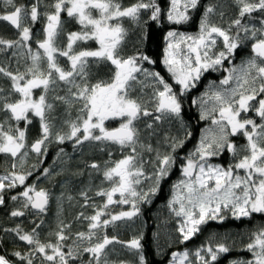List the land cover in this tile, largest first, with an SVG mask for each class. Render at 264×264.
Segmentation results:
<instances>
[{
    "label": "snow or ice",
    "instance_id": "6c2138e0",
    "mask_svg": "<svg viewBox=\"0 0 264 264\" xmlns=\"http://www.w3.org/2000/svg\"><path fill=\"white\" fill-rule=\"evenodd\" d=\"M231 6L236 8L235 17L225 21V8ZM201 9L195 34L174 28L164 37L160 63L178 90L160 71L144 67L145 63H157L151 56L138 49L132 55L124 54L129 40L125 20L139 25L143 33V24L147 23L143 15L151 21L166 19L171 25H186L193 20L192 13ZM64 17L79 29L65 31ZM0 22H6L17 33L15 39L0 36V54L9 59L8 67L0 65V76L10 82L7 91L0 86V113L4 114L0 119V155L11 162L10 170L0 174V207L5 206L7 193L21 188L9 197L18 203L10 216L25 217L33 210L38 218V222L31 221L30 231L21 224L0 229L14 242L28 246L26 253H12L20 264H130L110 258L117 251L114 245L131 252L136 264H147L142 235L122 241L115 235L110 237L107 229L138 216L139 206L149 203L160 190L161 181L176 165L177 149L192 133L187 129L183 137L164 133L163 141L170 151L163 154L148 141L159 134L158 127L164 122L179 121L183 127L181 97L195 88L209 70L223 68L227 75L193 101L200 107L199 118L208 125L198 146L185 158L184 179L174 185L169 201L171 211L182 218L177 228L179 241H189L203 225L223 222L229 214L237 220L251 218L253 213L264 214V0H231L228 6L202 4V0H169L167 8L158 0H136L127 6L120 0H30L27 4L0 0ZM38 23L42 24L41 39H36L33 31ZM140 40L142 43L143 35ZM89 41L98 47L83 46ZM246 45L250 47L248 58L225 68V61L231 63L237 50ZM61 58L66 66L61 64ZM13 62L17 65L14 71L9 70ZM102 67L108 69L109 78H99ZM37 89L39 95L35 94ZM250 112L259 122L248 115ZM117 119L118 127H106L107 121ZM64 126L67 131H63ZM30 128L36 129L31 143ZM239 136L246 143L238 145L233 138ZM66 141H72L74 149H82L89 142L116 145L122 153L125 149L127 152L119 160L105 161L103 166L96 161L86 165L110 183V187L95 193L106 198L101 206L89 204L91 188L79 193L84 199L82 207L96 208L92 215L80 212L75 217L88 222L87 231L72 233V224L59 218L65 198L61 193L56 230L48 234L55 241H42L38 230L45 221L40 217L48 212L51 194L28 180L36 173V180L54 175L51 168L41 167L48 145ZM225 151L236 158L233 165L225 168L208 163ZM145 153H154L156 158L150 175L144 168L151 162L145 161ZM64 154L60 148L57 159ZM30 155L35 156L36 163L28 166ZM236 170H243L244 175ZM143 181L151 184L141 188ZM117 194L119 199H114ZM73 199L67 196L69 202ZM113 204H130L131 210L113 214L109 210ZM5 238L0 236V247ZM232 250L225 242L212 243L210 237L191 257L188 250L173 253L172 264H218L221 254ZM244 250L252 258L235 259L230 264H264V227L251 233ZM0 264L14 262L0 254Z\"/></svg>",
    "mask_w": 264,
    "mask_h": 264
},
{
    "label": "trees",
    "instance_id": "16d2710c",
    "mask_svg": "<svg viewBox=\"0 0 264 264\" xmlns=\"http://www.w3.org/2000/svg\"><path fill=\"white\" fill-rule=\"evenodd\" d=\"M51 0H45V3H50ZM122 5L127 6L130 4H133L136 2V0H120ZM158 2L161 4L163 8H167L169 0H158ZM17 3H30V0H17ZM208 3H222L226 6L231 5V0H202V4H208ZM225 11L227 15L225 16V21H227L229 18H234L236 14V8L234 6L226 7ZM193 20L189 22L186 25H171L166 19H161L159 22L157 21H151L148 20L147 15H145L147 23L144 24V32L141 34L143 35V42L141 43L140 37L135 40H131V44L133 47H128L126 49V55H132L137 51V49L141 52H144L151 56L153 59L157 61L155 64V68L157 71H162L163 66L162 63H160L163 48L166 44V41L164 37L166 36V33L169 30L176 29L178 31H185L187 33H196L198 31V24H199V18L202 15V9L198 12H193ZM259 15V14H254ZM66 20L65 24V31H76L79 29V26L75 24L73 21L64 17ZM255 23V21H253ZM133 28V26H132ZM41 29L42 24H36L33 27V31L36 33V36L41 35ZM135 32L138 31L137 29L134 30ZM0 36H3L4 38H10L15 39L17 36L16 31L9 26L6 22H0ZM36 38V37H35ZM37 39V38H36ZM135 41V44H133ZM250 44V42H249ZM130 46V45H128ZM246 52H250V47L246 45L242 49L237 50L238 55L244 56ZM125 53V52H124ZM3 62V63H1ZM14 63V62H13ZM6 64H9V59L3 55L0 54V65L6 66ZM12 66L17 65L14 63ZM14 67H11L10 69H13ZM16 69V68H15ZM21 70H23V66L21 64ZM108 69L106 67H102V69L99 71L98 76L99 78H105L110 75V73H107ZM97 77H94L95 79ZM0 86H3L5 90L7 91L10 87V82L5 77L0 76ZM62 111V110H61ZM193 111H191L192 113ZM76 115V110L73 109L72 111V117L74 118ZM4 116L3 113L0 115V119H2ZM113 126V127H112ZM59 127V123H58ZM116 126L113 123H110V128H115ZM67 126L63 127V131H67ZM36 138V129L30 128L29 131V142L31 143ZM244 139V138H242ZM100 144V143H99ZM239 145V142H237ZM60 148H63L65 151L64 156H61L59 159H57V153L59 152ZM157 148H159L157 146ZM166 150V148H165ZM83 152L81 156L78 157L77 154L74 153V151L71 149L69 144L66 142L64 144H58V143H51L48 145L47 148V157L43 161L42 168L48 167L53 170L54 175L48 179L44 185L43 188L47 189L51 194V200L48 207V212L46 215H43L42 218L45 221V224L39 229L40 232V238L42 241L52 240L55 241L54 236H49L48 234L50 232H54L56 230V226L58 223V207L56 205V197L61 196V193L64 194V200H63V212L60 219H63L65 223H71L72 229L71 232L75 233L77 231H87L88 229V222L86 220H76L75 217L78 215V213L83 212L85 216H89L94 214L96 211L95 207L87 206L82 207L84 204V199L79 195V193L84 189L85 183L87 179H81L80 181H73L72 184V178L74 176H81V175H73V173L83 172V175L88 170L87 164L96 161L99 162L101 165H104L105 161L109 160H118L121 159L122 156L127 152L124 150V153H119V148L116 145H109L108 148H106L103 153H98L96 150L94 151H85L83 148L81 149ZM109 152L111 153V156H109ZM10 160H8L7 157L0 155V174H3V172L7 169L10 170ZM36 163V158L33 155V157L30 158L28 161V166H31V164ZM60 167V168H59ZM62 169L61 172H56L57 169ZM55 173H60L59 175H55ZM35 175H39V173H36ZM35 175L33 177H30L28 180V183L35 182L36 185L39 184V180L35 179ZM21 188H17L14 191L7 193L5 196V206L0 207V229L3 228H11L15 227L17 224H21L25 231H30L33 227V224L31 223L32 220H37L38 218L35 215L33 210H29L28 214L25 217L21 218H12L10 216V211L14 208L18 207V203L12 202L10 200V196L16 194L17 192L21 191ZM165 190L161 192V198L164 196ZM71 195L74 199L69 202L67 200V196ZM89 197H91V200L89 202L90 205L94 204L96 206H101L104 203V197H95V195L91 192L88 193ZM153 197H151V200ZM166 204H162L161 207L163 208ZM113 214L118 213L117 210L111 211ZM165 214L167 211L160 210L157 211L156 208H147L142 206L141 214L148 215H154V214ZM147 221V222H146ZM149 220H144V222H141L139 225L135 226V232L138 234H123V237H118L117 232V225L118 222H116V227H109L107 229V234L111 237L113 235L117 236L119 240L123 241H129L133 237L137 236H143L146 237L145 245L151 243L150 247L148 245L145 246L143 243V239L141 241L142 245L145 247V255L149 262V264H160L158 260H160L162 257L166 258L169 264L172 263V256L171 260L168 258L170 257V252L168 253L165 251L166 246H169V248H172L173 244H176L179 246V237L176 236L175 238L173 236L165 235L161 231L156 234H152V232L149 230ZM264 226V214L261 213H253L251 219L247 220H241L239 222H233L230 220L225 221L221 224L211 223L210 225L202 228L200 233L187 241L186 249H195L198 247L203 246L207 241V233L213 234L215 232H219L220 235H226L227 240H225V243L229 245L233 250L227 254H225L223 257H221L218 261V264H229L232 260L235 259H249L250 253L244 250V245L247 244L245 232L252 233L255 230L257 231L260 227ZM168 233V229L165 230ZM174 230H172L173 234ZM156 233V232H155ZM155 235V236H154ZM0 236H6L4 239L3 246L0 247V254L6 255L8 259L12 260L14 264H20L18 258L12 255L14 251H21V252H27L28 246L24 242L20 241H13L10 234H4L0 232ZM157 236V237H156ZM245 236V237H244ZM151 237V239H150ZM156 237V239H154ZM226 238V237H225ZM223 239V238H221ZM151 240V241H150ZM234 242V243H233ZM68 243H71L69 241ZM113 247V246H110ZM116 247L117 251L113 255V260H129L132 263H136L135 259L136 257L134 255L129 254V251L126 249L121 248L120 245H114ZM174 250L172 251V253ZM168 253V254H167ZM171 253V254H172ZM84 259H87V256L84 257ZM134 261V262H133ZM165 264V263H164Z\"/></svg>",
    "mask_w": 264,
    "mask_h": 264
},
{
    "label": "flooded vegetation",
    "instance_id": "af4514ba",
    "mask_svg": "<svg viewBox=\"0 0 264 264\" xmlns=\"http://www.w3.org/2000/svg\"><path fill=\"white\" fill-rule=\"evenodd\" d=\"M209 75L211 76V73ZM203 92L204 91L202 89H199V90H195V91L188 93L189 99H187L186 101L181 97L182 102H183V112H182V117L184 119L183 127L181 126V123L179 121H172L170 123L164 122V126L165 128L167 127L169 135H172V136L178 135L180 137H183L185 129H187V131H190L192 133L191 137L186 139L184 146L182 148H179V150L177 149L175 153V155L177 156L176 165L172 167V169L170 170V174L161 181L160 190L157 192L155 196H153V199L150 200L151 203H143L144 207H147V208L154 207L157 209V211L165 209L167 213L165 214L157 213L154 215L146 216L145 214H141V210H140V213L138 214V216L133 217L131 220L118 221L117 232H118V237H120V239L121 237H123V234H130V235L138 234L135 232L134 227L139 225L141 222H144V220H149L148 226L152 234L157 235L158 229H161L162 233L163 234L165 233V235H169L170 237L173 236L174 238L176 236L179 237L180 234L178 233L177 228L182 218L176 217L175 214L171 211V208L169 207V201L172 198L174 185L178 183L182 179V176H183L182 166L186 162L185 160L186 157H184V152H186L187 149L194 150L201 137V127L204 124V122L203 120L199 118L200 112H201L199 105L196 103H193V101L197 100L200 96H202ZM193 96H195V98H193ZM191 111L193 112L191 113ZM110 123H113L116 127H118L120 120L118 119L109 120L106 122V127L110 128ZM177 131L179 132L177 133ZM109 145H107V148ZM165 148L167 152L170 151L167 144H165ZM144 159L145 161H151L150 163H145L144 165L145 172L150 175L154 171L155 156L150 153V154L145 155ZM150 184H151V181H143L139 187L145 188L149 186ZM164 190H165V194L161 198V192ZM163 203L166 205L162 208L161 205ZM166 229H168V233L165 231ZM172 230H174L173 234H172ZM156 237H154V239H156ZM145 241H146V237L143 238L144 245H145ZM148 245L150 247L151 243L145 246L148 247ZM186 245H187V241L183 243L179 242V246H177L176 244H173L172 248L171 247L169 248V246H166L165 251H167L168 253L170 252V257L168 259L171 260V256L173 253H182L183 251L187 250ZM173 250L174 252L172 253ZM129 254L133 255L131 252H129ZM143 254L145 256L147 264H149L146 258V255H145V251L143 252ZM158 261L160 262V264H164V263L169 264V262L167 261V257L166 258L162 257ZM129 262L130 264H136V263H132L131 261ZM135 262H136V259H135Z\"/></svg>",
    "mask_w": 264,
    "mask_h": 264
},
{
    "label": "rangeland",
    "instance_id": "374dc122",
    "mask_svg": "<svg viewBox=\"0 0 264 264\" xmlns=\"http://www.w3.org/2000/svg\"><path fill=\"white\" fill-rule=\"evenodd\" d=\"M142 20L143 21H145L146 20V17H145V15H143L142 16ZM67 22H68V18H67ZM145 24V23H144ZM144 24H143V32H144ZM124 26L126 27V28H128L129 29V40H128V43H127V46L125 47V49H124V54L126 55V49H128V47H133V45L131 44V40H134V38H135V40L137 41V39L140 37V35L142 34L141 33V31H140V26L139 25H137V24H135L134 22H131V21H128V20H125L124 21ZM132 26H133V28H132ZM135 29H137L138 31H134ZM183 32H185V31H183ZM195 34V33H194ZM36 38L37 39H41L42 38V34L41 35H38V36H36ZM139 40V39H138ZM133 44H135V41H134V43ZM128 45H130V46H128ZM83 46H85V47H90V48H96V47H98V45L94 42V41H89L86 45H83ZM33 47H35V45H33ZM218 48L220 47V45H219V43H218V46H217ZM250 55V52H246L245 53V55L244 56H242V55H238V54H236V56H235V58L231 61V63L229 62V61H225V64H224V67L225 68H228V67H231L232 65H239L240 63H241V61L242 60H245V59H247L248 58V56ZM1 63H3V62H1ZM14 63H11V66H10V68L11 67H14L13 69H9V70H15V68H16V66H12ZM61 64L62 65H64V66H66V63H65V60H64V58H61ZM9 66V64H6V66L5 67H8ZM23 66V65H22ZM163 66V65H162ZM144 67H147V68H150L151 70H155V71H157V69L155 68V65H148L147 63H145L144 64ZM159 71V70H158ZM162 71L163 72H161V74L162 75H164L165 76V78L166 79H168V81H169V83H172L173 84V86H174V88L175 89H179V86L178 85H175V82L171 79V77H170V74H168L167 73V70H166V68L163 66V69H162ZM107 73H109V72H107ZM211 73V76L209 75ZM227 75V73L224 71V69L223 68H221L219 71H212V70H209L208 72H205L203 75H202V77H201V79H200V81L197 83V85H196V87L195 88H193L190 92H192V91H195V90H199V89H202L204 92H203V94L206 92V91H208L209 90V86L213 83V82H215V84L216 85H219V82L222 80V79H224V77ZM110 76V75H109ZM109 76H107V77H105L104 79H107V78H109ZM7 79V78H6ZM8 80V79H7ZM145 91L146 92H150L151 91V89H145ZM190 92H187V93H185L183 96H182V98L186 101L187 99H189V94L188 93H190ZM35 94L36 95H39L40 94V90L39 89H37V90H35ZM17 97L16 96H13L12 97V99H16ZM193 98H195V96H193ZM211 103V102H210ZM199 111V110H198ZM0 115H1V113H0ZM248 115L249 116H251V117H253V118H256L257 119V122H259V118L258 117H255V114L254 113H248ZM73 116H76V115H73ZM75 118V117H74ZM145 119H148V118H145ZM182 120L184 121V119H183V117H182ZM203 122H204V124L202 125V127H201V135H202V132H203V129L208 125V121H204L203 120ZM141 126H142V123H141ZM67 129V128H66ZM68 130V129H67ZM179 131H177V133H178ZM158 135L156 136V137H153V138H151V140L150 141H148V142H151L152 144H153V147H155V148H157V146L159 147V148H157L159 151H160V153L161 154H163V153H165V152H167V150H165V143H164V141H163V134L164 133H168V130H167V127L165 128V126H164V123H162V124H160L159 125V127H158ZM243 137L242 136H239V137H234L233 139L235 140V142L237 143V142H239V145H243L244 143H246V141H245V139H242ZM68 144H69V146L71 147V149L74 151V153L75 154H77L78 155V157L79 156H81L82 155V151H81V149H74V146H73V142L72 141H66ZM65 142V143H66ZM197 146H198V144H197ZM196 146V147H197ZM104 148V149H106L107 148V146H105V145H102V144H99V143H89V142H86L85 143V145L82 147L85 151H94V150H96V152H98V153H103V151H101V148ZM126 151H127V149H125ZM179 150V149H178ZM195 150V149H194ZM194 150H192V149H187L186 150V152H184V157H187L189 154H190V152L192 151H194ZM119 153H122L120 150H119ZM147 154H150V153H145L144 154V157H145V155H147ZM151 154H153L154 156H155V154L154 153H151ZM62 156H64V155H62ZM31 157H33V155H30L29 156V159H28V161L30 160V158ZM156 159V158H155ZM119 160V159H118ZM236 162V158H234L233 156H232V154L230 153V152H227V151H225L222 155H220V156H217V157H212V158H210L209 159V161H208V163H210V164H212V165H220V166H222V167H225V168H228L229 166H231V165H233L234 163ZM103 166V165H102ZM60 168V167H59ZM57 169L56 170V172H61V170L62 169ZM237 172H239V174L240 175H244V172H243V170H236ZM89 173H91V176L89 175ZM87 179V181H86V183H85V186H84V189H86V188H91V191H89V192H91V193H93L94 195H95V193H96V191L98 190V189H100V188H108V187H110V183L109 182H107V181H104L103 180V177H102V175L101 174H99V173H96L94 170H92V169H90V168H88V170L85 172V174L84 175H81V176H74L73 178H72V184H73V181H80L81 179ZM181 179V178H180ZM182 179H184V177L182 176ZM48 179H45V178H41V180L39 181V184H37V187L38 188H43V185H44V183L47 181ZM211 183V182H210ZM174 192H175V189L173 190V193H172V196H173V194H174ZM60 197V195L59 196H57L56 197V205L57 206H59V203H58V198ZM95 197H100V196H97V195H95ZM102 197V196H101ZM114 199H119V194H117L115 197H114ZM105 200H106V198L104 197V202H105ZM171 200V199H170ZM149 203H151V201L149 202ZM142 206H143V203L139 206L140 207V210L142 209ZM178 207V206H177ZM109 210L110 211H114V210H117L118 211V213L120 212V211H129V210H131V205L130 204H113V205H110L109 206ZM247 219H251V218H241V219H239V220H237V219H234V218H232L231 217V215L229 214L228 215V218L227 219H225L223 222H219V221H209L206 225H203L202 226V228H204V227H206V226H208V225H210L211 223H216L217 225L218 224H221V223H224L225 221H227V220H230V221H233V222H239V221H241V220H247ZM111 227V226H110ZM262 227H264V226H262ZM261 228V227H260ZM161 231V229H158V232H160ZM256 231V230H255ZM254 231V232H255ZM162 232V231H161ZM200 233V232H199ZM198 233V234H199ZM198 234H196V235H198ZM243 234H245V236H246V241H247V243L249 242V237H250V235H251V233H247V232H245V233H243ZM195 235V236H196ZM195 236H193V237H195ZM244 236V237H245ZM192 237V238H193ZM212 238V243H218V242H225V240H227V236L226 235H220L219 234V232H215V233H213V234H211V232L210 233H207V241H206V243L209 241V238ZM226 237V238H225ZM221 238H223V239H221ZM205 243V244H206ZM204 244V245H205ZM116 248V247H115ZM198 248H200V247H198ZM198 248H195V249H190V250H188L189 251V253H190V257H191V254L192 253H194ZM113 255H114V253L111 255V259L113 260ZM225 254H221V256H220V258L221 257H223ZM252 257H251V253H250V256H249V259H251ZM172 264V263H171ZM176 264H178V261L176 262ZM230 264V263H229Z\"/></svg>",
    "mask_w": 264,
    "mask_h": 264
},
{
    "label": "water",
    "instance_id": "95a60500",
    "mask_svg": "<svg viewBox=\"0 0 264 264\" xmlns=\"http://www.w3.org/2000/svg\"><path fill=\"white\" fill-rule=\"evenodd\" d=\"M49 207V206H48Z\"/></svg>",
    "mask_w": 264,
    "mask_h": 264
}]
</instances>
